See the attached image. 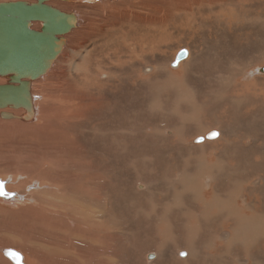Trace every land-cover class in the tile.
I'll return each mask as SVG.
<instances>
[{
	"label": "rangeland",
	"instance_id": "obj_1",
	"mask_svg": "<svg viewBox=\"0 0 264 264\" xmlns=\"http://www.w3.org/2000/svg\"><path fill=\"white\" fill-rule=\"evenodd\" d=\"M4 1L10 0H0V2ZM83 4L85 2L79 3V6ZM239 6L240 8L237 6L226 12L227 17H222L224 22L219 28L216 27L215 20L210 21L213 27L209 34L211 38L197 35L201 31L184 20L175 25L177 29L174 30V34L169 29L167 31L162 29L163 34L157 38L161 40V44L171 39L177 43L170 44L169 47L164 46L160 51L162 54L160 63L165 61L159 66V71L163 73L159 79L164 83L159 82L160 90L155 94L152 92L155 86L153 79H147L146 76L143 79V76H138L137 72L126 69L127 65H124V60L120 61V58L114 65L119 69L110 74L108 82H104L103 76L96 69L98 65L95 64L94 54L88 53L94 46L92 30L88 29L89 27L85 28L87 41L83 42L80 36L71 43L73 49L68 48L66 51L67 61L61 63L57 69V81L50 86H47V82L46 85L43 84L45 81L36 82V86H33L35 98L39 94L42 95L36 100L40 112L52 109L46 110L44 118L39 122L45 124L46 127L42 126L44 130L35 131L37 135L33 134L34 130L21 127V122L19 125L15 124L16 120L10 118L6 119L8 123L0 127V135H6L3 129L8 127L10 129L6 130L7 135L13 134L12 137L1 138L0 146L5 142L11 145L12 140L15 143L12 147L17 144L15 148H11L14 149L13 152L6 153V150H0V163L8 165L6 168L11 172L9 175L1 172L0 179L5 180L13 188L17 187L21 180L24 183L27 178L19 175L21 172H17L21 167L20 153L29 156L27 153L32 152L33 148H38V151L30 156L31 162L25 166L26 170L35 171L38 165L33 161L35 158L41 159V156L45 157L49 154L58 157L63 153L70 164L66 163L67 167L64 168V161L58 157L60 167L52 172L62 182L69 183L72 179L74 181L79 177L82 178L81 174L87 170L92 171L94 178L101 179V175L107 174L105 169L102 170L106 160V143L109 141L106 132L113 131L118 126H127L129 127L127 133L116 137L119 148L112 155L111 166H108L112 171V179L109 183L101 181L93 191L98 197L97 206L94 203L93 205L105 211L107 218L113 224V233L115 234V226L124 228V234L117 233L112 237L116 254L112 264H153L152 261L155 260L161 244L162 232L169 239L168 243H165V256L168 255V250L175 251L177 245H180V249L186 250L184 249L186 241L190 240L200 252L198 257L192 259V264H196L195 262L217 264L214 261L220 259L218 254L222 260L218 264H264V72H261V68L264 67V6L253 7L252 10L244 5ZM86 11L89 16L95 10L88 6ZM246 15L248 17L239 20L240 22L234 19ZM247 19L251 22L248 23ZM87 26H90V21L87 22ZM32 27L35 30L40 29L38 26L32 25ZM215 36L217 37L214 38ZM136 37L137 35L127 36L124 41L139 39ZM187 40L189 43L186 42ZM198 41L204 42L205 45L198 46ZM213 41L217 42L219 49H214ZM181 43L183 44L180 45L181 49L197 46L193 51L198 56L194 66L186 62V56L173 65L181 50H177ZM114 54L117 55L116 52ZM153 59H156V56ZM101 61L106 62V58H101ZM182 63H185L183 67ZM165 73L173 77L168 79ZM124 75L129 79L124 80ZM6 78L8 77L0 76V84L9 82L10 78L7 81ZM130 79L136 80L135 84L130 83ZM147 85L151 88L148 89ZM57 88L71 94L68 96L74 100V103L76 101L80 103L79 98H85V107L78 109L73 117L62 120L63 115L58 108L63 101L61 97L54 96L56 92H50ZM179 89L188 98L185 102L179 101L177 93ZM93 91L100 95L97 96L98 94ZM138 100L146 102L141 110L134 104ZM183 107L185 114L192 115L189 116L191 118H183ZM3 109L12 110L11 107H4L0 112L4 111ZM27 133L31 135L28 136ZM213 133L219 135L213 136ZM112 137L113 135L111 147ZM216 140H219L217 145L210 144ZM25 142L29 145H24ZM2 146L0 149L3 148ZM114 146L116 147V144ZM2 156L4 158L6 156L8 160L5 161L6 158ZM52 161L54 162V159ZM47 162L48 158H46ZM201 165L203 167H200ZM183 168L187 173L200 171L201 177H206L205 181L203 180L205 190L200 198L181 192L182 187L186 185L180 173ZM52 174L47 172L46 176L52 178ZM30 180L32 179L29 178L24 183V188L26 184L28 187L27 191L24 189L26 198L17 197L19 199L15 201L17 205L14 204L15 202L8 205L0 201V214H2L0 215V264H9L5 260L6 257H1L4 256L1 255L3 254L1 249L7 248L2 244L12 246V243L16 244V241L22 240L26 233V235L32 233V237L43 238L39 233L43 230L46 232L42 221L37 219L39 214L34 204L36 202L34 192L40 191L39 181L35 183ZM215 187L219 190L217 196L213 198L211 192ZM19 188L10 190L17 194L20 191V194H23V186ZM228 191L230 196H227ZM151 205L155 209L151 211L153 214L168 212L173 214L174 218L163 219L164 222L161 223H156L154 215L142 216L141 220L134 219L136 217L132 210L147 211L149 207L152 209ZM195 210L201 213L197 214ZM202 212L206 214L205 220L200 218ZM232 212L243 213L244 216L238 217L235 214L237 216L235 217ZM229 216L232 217L228 218ZM64 220L76 223L68 218ZM240 220L253 224V226L249 225L248 232L242 231L243 222ZM12 221L14 224L11 223ZM39 222L41 229L39 226L36 227ZM77 228L80 229L81 225ZM85 228L90 229L86 226ZM203 232L209 233L207 241L200 235ZM218 233L221 236L218 237ZM203 239L206 244L202 243ZM25 245L29 249L34 248L29 243ZM12 247L17 248L14 245ZM18 247L23 257L30 254L28 250H22L19 245ZM82 248H88V245ZM88 250L83 249L74 257L63 258L59 256L63 253L58 252L57 257L61 259V264H74L72 262L78 259V254L82 252L86 257ZM151 253H154V259L149 257ZM29 256L32 257L31 254ZM85 257L81 259L83 262ZM215 257L218 259L216 260ZM31 261L35 260L32 258ZM171 263L175 264L173 260ZM159 264H170V262L163 257Z\"/></svg>",
	"mask_w": 264,
	"mask_h": 264
},
{
	"label": "bare ground",
	"instance_id": "obj_2",
	"mask_svg": "<svg viewBox=\"0 0 264 264\" xmlns=\"http://www.w3.org/2000/svg\"><path fill=\"white\" fill-rule=\"evenodd\" d=\"M30 1H33V0H30ZM71 2L72 3L74 2V3L70 4ZM83 2H85V4L79 6V3H83ZM47 3L49 5L54 6L55 8H58L62 11H65V12H74L77 16V24L67 34H65L66 44L62 50L63 52L61 51L62 52V54L60 53L61 56L60 57L58 56L59 58L57 57L58 60L56 59L57 61L55 60L56 62L55 63L53 62L54 64L48 70V72L46 74L40 76L39 78H36V79H23V81L31 82L30 91H31V94L33 96V115H32V113H28L27 110L25 108H22V107L17 108V109L11 107L12 110H10V111H9V109H3L4 111L0 112V116L3 118L2 119L0 117V127H2V124L8 123V121H6V119L10 118L12 120L18 121V122L15 121V124H17V125H19L21 122V124H22V125H20L21 127H28L29 130L30 129L34 130L32 132L33 134L37 135V133L35 131H38V130L43 131L44 130L42 128V126L46 127L45 124L39 123V122L44 118V112L47 109L42 113L40 112V109L37 106L36 100H38L42 95L39 94L35 98L34 92H33L34 91L33 86H36V82H41V81H45L43 84H45L47 82L46 83L47 86H50L51 84H53L54 82L57 81V79H58V70L57 69L61 63L64 64L65 61H67L66 51H68V48L73 49V46L71 45V43L75 39L77 40V38L80 36H81L83 42L87 41V37L84 34V33H86L85 28H87V27H89L88 29L92 30V32H91L92 38H93L92 43L94 44V46L92 47V49L88 53L94 54L95 64L98 65L96 67V69L103 76L104 82H108L110 74L114 73L116 70L119 69L118 66H114V65H116V63L119 61L118 58H120V61L124 60V65H127L126 69H130V71L133 70L134 72H137L138 76H140V77L143 76V79L145 76L147 79H153V83L155 84V86H153L152 92H153V94H155V93L159 92V90H160V83L159 82L164 83L161 81V79H159L163 76V73H161L159 71V66H162L164 64V61H165V60H163L160 63V56L162 55L160 53V51L163 49L164 46L169 47L170 44L177 43L175 40L171 39V40H165L164 43L161 44V42H160L161 40L159 41V39H157V38H159V36L161 34H163L162 29L166 30V31L169 29L170 31H173L172 33L174 34V30L177 29V28H175V25L177 23L181 22L182 20H184L187 23L193 24L195 29L198 28V30L201 31V33L200 34L197 33V35H201L203 37L208 36V38H211L212 36H209V34L211 33L213 27L210 25V21L215 20L216 27L219 28L221 26L222 22H224L223 18L227 17L226 12L228 10L235 9L237 6L240 8L239 5L247 6L251 10L253 7L257 8V7L264 6V0H50ZM92 4H94V5H92ZM88 6L95 10L94 13H90L91 15H89V16H88V13L86 11V7H88ZM97 9H98V11H96ZM247 17H248L247 15L245 17H242V18H238V16H237V18H234V19L236 21H239L241 19H246ZM251 20L253 21V18ZM251 20L247 19V22L250 23ZM88 21H90V26H87ZM241 22H243V21H241ZM33 26H36V27L38 26V28H41L42 23L41 22H39V23L33 22ZM32 29H33V27H32ZM226 29H228L227 26H226ZM38 30H40V29H38ZM185 31H187V30H185ZM178 32H180V31H178ZM82 34H83V36H82ZM186 34H187V32H186ZM133 35H137L136 38H139V39H135V40L130 39L129 42L124 41L127 36H133ZM216 37L217 36H215L214 38H216ZM83 42H82V44H83ZM186 42L189 43L188 40ZM203 43L204 42H202V41L197 42L198 46L205 45ZM194 44H195V42H194ZM180 45H183V44L182 43L179 44L177 47V50L181 49ZM212 46L214 47L215 50L219 49V46L217 45L216 41H213ZM189 47H190V49L184 47V49L187 50V55L185 57V60L190 66H194L198 56L195 53H193V51L197 49V46L193 45V46H189ZM114 52H116L117 55L114 54ZM208 53H211V51H208ZM155 56H156V59H153ZM101 58H106V62L101 61ZM184 64L185 63H182L181 66L183 67ZM104 65H108L109 67H106ZM194 68H196V67H194ZM165 77L169 79V78H172L173 76L169 73H165ZM136 78L138 80L139 79L142 80L139 77H136ZM123 79L127 80L129 78H127L124 75ZM7 80H8V78H6V81ZM135 81L136 80L130 79V83H132V84H135ZM6 83L7 82H5L3 84H6ZM112 85H113V82H112ZM99 86H100V84H99ZM147 88L149 89V88H151V86L147 85ZM50 92L51 93L56 92L54 96L61 97V99L63 101L62 105L58 108L59 111L63 115L62 120H65L69 117H73L78 109H81V108L85 107V105H86L85 104V101H86L85 98H79L80 103L77 101L74 103V100L69 98V96H68L71 94H68L64 89H58V88H57V90L52 89V90H50ZM109 93H110V91H109ZM177 93H178L179 101L185 102L186 100H188V98L185 96L184 92L181 91L180 89L177 91ZM95 94L96 95L98 94L97 96L100 95L99 93H95ZM79 99H77V100H79ZM91 99L95 103L94 98L92 96H91ZM52 102H54V101H52ZM49 104L51 105L52 103H49ZM134 104H135V107H137V108H139V110H141L142 107L146 105V102L144 100H138V101H135ZM53 105L56 106L55 104H53ZM51 107H53V106H51ZM0 109H2V108H0ZM182 109L184 110L182 112L183 118H187L189 116H192L190 113L185 114L186 111H185L184 107ZM48 110L51 111L52 109H48ZM17 111H18V113H17ZM2 114H11L14 117H3ZM136 115H137V113H136ZM189 118H191V117H189ZM35 121H36V123H33ZM43 121H45V120H43ZM49 123L51 124V120ZM9 129H10L9 127L7 129H3V132L6 135H4V136L0 135V140H1V138H9V137L13 136V134H9V133L7 135L6 130H9ZM128 129H129V127H127V126H118L113 131L106 132V136L109 139V141L106 143V146H107L106 150H105L106 160L103 164L102 170L105 169L107 171V174L106 175L104 174L101 176L98 175L101 177V179H99L98 177L94 178L92 171L87 170V171H83V173L81 174L82 178L78 176L79 178H77L76 180L73 181V179H72L69 183H67V182L64 183V182H62L61 179H58V177L56 175L52 174L53 171H57V167L60 164V159L58 157H60L64 161V168L67 167V164H70L69 159L67 157H65L63 153H61L58 157L53 155V154H49L45 157L41 156V159H39V157H38V159L35 158V160H33V161L36 164H38V165H36L35 171H30L28 169H27L28 170L27 171L25 169V166H27L31 162V160L29 158L31 155H33L34 153H36L38 151V148H33L32 152L27 153V154H29V156H27L26 153L25 154L20 153L21 156H20L19 162L21 163V167L17 169V170H19V171H17L18 173L21 172V174H19V175L24 176V178H27V180H29V178L32 179V180H30L31 182L37 183L39 181L38 186L40 187V191L34 192V198L36 200V202L34 204H35V206L37 208V212L39 214V216L37 215V219L42 221V224H43L46 232H44V230H43L42 233H39L43 236V238L32 237V233H30L29 235H26L27 234L26 233V234H24L22 240H20L18 242L16 241V244L12 243V246L14 245L17 248H19L18 247V245H19V246H21L22 250H28V253H30L32 255V257L29 256L30 254L28 256L26 255L25 257H23L21 254V251H19L17 248H14V247L10 246L9 244H2L3 246L7 247V248L2 247L3 248V249H1L2 253L5 249H11L13 251L18 252L21 255V262L19 263L17 260H14V259L6 256L4 253L1 254V255H4V256H1L2 258L3 257L7 258V259H5L7 261V263H9V264H44L45 262H47L49 264H61L60 263L61 259H59L57 257L58 252L63 253V254L59 255L61 258L65 257V256L74 257L77 255V253L79 251H81L83 249H89L88 251H86L88 256L85 257L84 254L81 252L78 254V259H74V262H72V263H74V264H79V263L80 264H112L115 261L116 254L114 251V241L112 240V237L113 236L115 237V234H117V233L124 234V232H123L124 228H123V226L122 227H116L115 226V234L113 233V229H114L112 227L113 224H111V220H109L107 218L105 211H103L102 209L100 210V208H97L93 205V203L96 205L97 201H98V197L95 194H93V191L97 189V186L101 181L103 183H109V180L112 179V171L108 166H111L112 155L114 154L115 150H118V148H119V143H118L116 137L119 135L121 136V134H126L127 133L126 131ZM163 129L165 130L166 127ZM161 130L162 129H160V131ZM164 130H162V131H164ZM60 132L62 134V131H60ZM27 134H29L28 136L31 135L30 133H27ZM46 134H47V132H46ZM112 135H113V137H112V147H111V136ZM12 139L13 138H11V140ZM57 139H58V137H57ZM46 142H48V141H46ZM26 143L27 142H25L24 145H29L28 143L27 144ZM218 143H219V140H216L214 142H211L210 144L211 145H217ZM10 144H11V142H10ZM13 144H15V143H13V140H12L11 145H7V142H5V144L3 146L1 145L3 148H1L0 150H4V151L6 150V153L7 152H13L14 149H11V148H15L17 145L16 144L15 147H12ZM114 144H116V147L114 146ZM46 150H48V149H46ZM215 153L218 154L219 152L215 151ZM7 155H9V154H6V156ZM6 156H5V158H6L5 161L8 160ZM8 158L10 159L9 156H8ZM46 158H48L47 163H46ZM53 159H54V162L52 161ZM202 162H203V160H202ZM6 164H7V162H6ZM6 166H8V165H5L2 162L0 163V175H1V172H5L4 175H6V174L9 175V173H11L7 170ZM90 166L93 169L91 164H90ZM200 167H203V166L201 165ZM211 167H212V165H211ZM33 169H34V167H33ZM94 170H96V169H94ZM106 171H104V172L106 173ZM47 172H50L53 175V177L52 178L47 177L46 176ZM180 173H181L182 180L186 181V185H184L182 187L181 192L190 193L193 195V197L196 196V198H200L201 193L205 190V187H204L205 182L204 181H205L206 177L202 178L201 177L202 172H200V171H197L195 173H192L190 171V173H187L185 168H183L182 172H180ZM4 175L2 176L3 178L5 177ZM13 176L16 177V175H13ZM75 176H77V175L75 174ZM7 177L9 178L10 176H7ZM255 178H257V176ZM258 178H259V176H258ZM84 179H86V180H84ZM1 180H3V179L1 178ZM14 180L15 179H13V181ZM27 180H25V181H27ZM3 181L5 183V189L7 190V193H9L10 195H9V197L0 196V201H4L8 205H10L11 203L13 204L18 199L17 197L24 196L26 198V192L24 191V189L27 191L28 187L26 184V186L24 188L25 181L23 183L21 180L18 183V186L14 187L16 190L19 187L23 186V188H22V191H24V192H22L23 194H20V191L18 194L11 191L10 189H14V188L11 185H10L11 186L10 187L6 183L5 180H3ZM10 182H12V181H10ZM41 187H43V189ZM234 187H237V186H234ZM19 189H21V188H19ZM212 190L213 191L211 192V195L213 198H215L218 194L219 188L217 190V188L215 187ZM30 191H32V189ZM47 193H49V195ZM16 194H17V196H16ZM240 195H242V197L243 196L245 197V195H243V194H240ZM227 196H230L229 191L227 193ZM238 198L239 197H237V199ZM28 199H30L29 196H28ZM240 199H242V198H240ZM6 200H8V201H6ZM9 200H11V201H9ZM18 201H19V199H18ZM14 204H16V202ZM154 204L157 205L155 202H154ZM225 204L227 205L226 202H225ZM18 205H20V204H18ZM26 206H27V204H26ZM32 206H34L33 203H32ZM151 206H152V209H151V207H149L147 211H144L141 209L132 210L133 215L136 217L134 219L141 220L142 216L154 215L156 223H158V222L161 223V222H164L163 219L166 220V219L171 218V220H172V218H174V215L170 214L168 212H166V213L163 212L160 215L159 214L158 215L153 214L151 211H155V209H154L153 205H151ZM224 208H225V205H224ZM168 209H169V207H168ZM195 211L197 214L201 213V211H199V210H198L199 212L197 210H195ZM246 211H248V210H246ZM241 212H242V210H241ZM10 213L13 214L12 211ZM232 213H234V212H232ZM235 214L238 217L244 216L243 213H239V212L234 213V215ZM0 215H2V214H0ZM236 215H235V217H237ZM245 216H247V215H245ZM205 217H206V214H204L202 212V215L200 216V218L202 220H205ZM230 217H232V216H229L228 218H230ZM250 217H252V216H250ZM66 218H68L69 220L71 219V220L75 221L76 223L74 224L72 221L69 222L68 220H64ZM196 218H198V217H196ZM5 220H4V222H6ZM263 221H264V218H263ZM30 222H31V220H30ZM240 222H243L241 225V227L243 229L242 231L248 232V228H249L250 223L247 221L244 222L241 220H240ZM11 223L14 224L13 221ZM39 224H40V222L37 223L36 227L39 226ZM9 225H10V223H9ZM30 225H31V223H30ZM72 225H74V226L72 227ZM80 225H81V228L80 229L77 228V226H80ZM1 226H3V225H1ZM85 226L90 227V229L87 230L85 228ZM250 226H253V224ZM39 228L41 229V226H39ZM156 232L158 233V230H156ZM208 232H203L202 234H200V235H202V237L206 241L208 240V236H209ZM217 232H219V231H217ZM19 233L22 234L21 232H19ZM238 233H240V231ZM214 234L216 235V233H214ZM145 236H147V235H145ZM217 236L219 237V236H221V234L218 233ZM160 238H161V244L158 248V252H157V256H155V260L152 261L153 264H159L163 257H165L166 261L170 262V264H172L171 260H173V262H175V264H178L180 262H183L182 264H192V262H193L192 259H194L195 257H198L200 255V252L198 250H196V246L193 245V242L190 240H187L186 246L184 245L185 246L184 249H186V250H183L182 248L180 249V247H179L180 245L179 246L177 245V248L175 251L169 252V250H168V255L165 256V250H166L165 243L167 241H169V239H168V237L163 235V232H162ZM204 239H203L202 243L206 244V241ZM241 240H243V239H241ZM226 241H228V240H226ZM172 242H173V240H172ZM25 243H29L30 245H33L34 248L29 249V247H27L25 245ZM87 245H88V248H82L83 246L87 247ZM109 245H111L110 248H109ZM8 246H10V247H8ZM223 248H225V247H223ZM35 249H37L38 252L35 253ZM201 249L203 250V247ZM91 251H93L92 254H90ZM83 257H85V262H83L81 260ZM146 257H147V255H146ZM149 257L154 259V253H151L149 255ZM32 258L35 261H31ZM181 258L183 259V261H181ZM218 258H220L218 261H214L217 264L219 263V261H222L221 256L219 254H218ZM218 258H216V260ZM10 259H12V260H10ZM55 260H57V261H55ZM207 260H209V259H207ZM209 261H208V263H209ZM237 261H239V260H237ZM150 262H151V260H150ZM195 263L197 264V262H195Z\"/></svg>",
	"mask_w": 264,
	"mask_h": 264
},
{
	"label": "water",
	"instance_id": "obj_3",
	"mask_svg": "<svg viewBox=\"0 0 264 264\" xmlns=\"http://www.w3.org/2000/svg\"><path fill=\"white\" fill-rule=\"evenodd\" d=\"M49 1L0 2V76L10 78L6 84H0V108L22 107L33 115L31 82L23 79H36L48 72L66 44L65 34L77 24L74 12L55 8L47 3ZM33 22L42 23L40 30L32 29ZM184 50L179 51L173 65L187 55ZM9 195L0 179V196ZM3 253L21 262L18 252L5 249Z\"/></svg>",
	"mask_w": 264,
	"mask_h": 264
},
{
	"label": "snow or ice",
	"instance_id": "obj_4",
	"mask_svg": "<svg viewBox=\"0 0 264 264\" xmlns=\"http://www.w3.org/2000/svg\"><path fill=\"white\" fill-rule=\"evenodd\" d=\"M184 51L186 52V50H184ZM212 135H213V136H218L219 133H213Z\"/></svg>",
	"mask_w": 264,
	"mask_h": 264
}]
</instances>
